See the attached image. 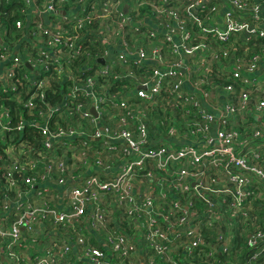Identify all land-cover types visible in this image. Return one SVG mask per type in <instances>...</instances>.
Listing matches in <instances>:
<instances>
[{
	"label": "built area",
	"instance_id": "2783aa9c",
	"mask_svg": "<svg viewBox=\"0 0 264 264\" xmlns=\"http://www.w3.org/2000/svg\"><path fill=\"white\" fill-rule=\"evenodd\" d=\"M0 264H264V0H0Z\"/></svg>",
	"mask_w": 264,
	"mask_h": 264
},
{
	"label": "trees",
	"instance_id": "16d2710c",
	"mask_svg": "<svg viewBox=\"0 0 264 264\" xmlns=\"http://www.w3.org/2000/svg\"><path fill=\"white\" fill-rule=\"evenodd\" d=\"M2 7H4V5H1ZM11 5H8V7H10ZM7 7V6H6ZM54 86L55 87H58V85H56V84H54ZM58 98V96H55V95H53V94H51V92H50V99L52 100V101H54V100H56Z\"/></svg>",
	"mask_w": 264,
	"mask_h": 264
},
{
	"label": "water",
	"instance_id": "95a60500",
	"mask_svg": "<svg viewBox=\"0 0 264 264\" xmlns=\"http://www.w3.org/2000/svg\"><path fill=\"white\" fill-rule=\"evenodd\" d=\"M123 10H124L125 12L128 10V5H127V4L124 5ZM99 60H100L101 62H103L102 59H99ZM27 65L29 66L28 63H27ZM91 111H92L93 113H95L93 108L91 109Z\"/></svg>",
	"mask_w": 264,
	"mask_h": 264
}]
</instances>
